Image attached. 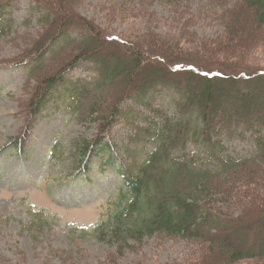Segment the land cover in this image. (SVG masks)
Here are the masks:
<instances>
[{
	"label": "trees",
	"instance_id": "16d2710c",
	"mask_svg": "<svg viewBox=\"0 0 264 264\" xmlns=\"http://www.w3.org/2000/svg\"><path fill=\"white\" fill-rule=\"evenodd\" d=\"M18 1L0 0V35L15 29L5 15ZM33 1L43 12L44 28L14 60L31 67L32 77L40 81L33 92L37 110L31 124L50 102L63 100L60 91L76 116L102 123L101 137L78 143L89 158L85 170L96 151H112V160H122L129 189L122 198L126 207L115 215V235L125 246L156 234L195 240L204 247L190 264H264V67L240 58L229 63L187 53L184 32L166 36L151 27V33L133 40L109 33L81 12L80 0ZM131 1L136 6L130 7ZM152 1L121 3L135 13ZM166 1L179 8L186 2ZM227 3L221 0L208 9L225 17L227 38L215 46L201 39L205 48L233 54L264 47V0ZM177 22L188 32L189 23ZM85 61L93 62L95 77H70ZM165 89L176 95V114L154 108L156 93ZM131 98L154 108L148 124L131 134L138 145L131 152L133 161L109 139ZM32 128L14 143L23 149ZM249 132L257 149L228 153V139Z\"/></svg>",
	"mask_w": 264,
	"mask_h": 264
},
{
	"label": "rangeland",
	"instance_id": "374dc122",
	"mask_svg": "<svg viewBox=\"0 0 264 264\" xmlns=\"http://www.w3.org/2000/svg\"><path fill=\"white\" fill-rule=\"evenodd\" d=\"M122 1L125 0H80L79 9L103 24L109 33L131 40L151 33V27L166 36L184 32L186 45L182 48L187 53L229 63L236 62L231 58H240L264 67V47L230 54L210 50L200 42L210 40V46H215V42L227 38L228 31L222 23L225 17L208 10L221 0H186L182 8L166 0H153L139 11L133 8L135 13L125 10ZM226 1L233 6L238 0ZM36 4L21 0L8 8L5 18L15 29L0 35V264H190L202 255L204 247L195 240L156 234L145 241L132 239L125 246L122 238L115 235V215L125 206L122 198L129 189L122 160H112V151H96L85 170L89 158L81 154L78 143L101 137L100 121L92 116H76L60 91L58 95L63 100L58 97L50 102L31 124L37 110L33 92L40 81L32 77L31 67L14 60L41 36L43 12ZM129 6L136 4L131 1ZM191 13L198 17L192 18ZM178 20L189 23L188 32L184 26L177 27ZM191 39L193 42H188ZM95 75L91 61L70 73L77 81ZM156 94L154 108L165 107L176 114L175 93L165 89ZM154 108L129 99L125 103L126 116L109 133V139L114 138L130 161L132 150L138 147L131 134L139 125L148 124L147 115ZM29 127L33 131L22 149L14 141ZM228 145V153L251 154L258 142L249 132L248 137L228 139ZM191 149H196V144L192 143ZM137 219L138 216L131 218L128 223Z\"/></svg>",
	"mask_w": 264,
	"mask_h": 264
}]
</instances>
